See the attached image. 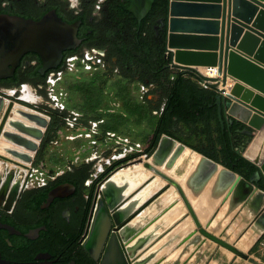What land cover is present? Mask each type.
Returning a JSON list of instances; mask_svg holds the SVG:
<instances>
[{
  "label": "water",
  "instance_id": "obj_1",
  "mask_svg": "<svg viewBox=\"0 0 264 264\" xmlns=\"http://www.w3.org/2000/svg\"><path fill=\"white\" fill-rule=\"evenodd\" d=\"M210 1L167 0L165 16L157 20L164 34L165 57L169 61L170 68L195 72L216 92L215 105L222 127L226 121L229 124L239 123L243 126L242 130H237V133L245 134L247 138L237 152L257 170L245 180L224 168L227 179L219 182L221 185H230L225 197L227 199L229 196L232 197V206L239 203L251 208L254 215L256 213L261 215L264 214V191L255 188L253 183L261 178L264 180V0ZM153 2L154 0H131L127 9L140 22L151 10ZM204 12L210 13L214 20H204L200 17L199 15ZM78 26V21L68 23L54 13H48L38 20L0 14V79L12 76L26 53H34L40 58L42 64L39 73L41 74L48 69L57 68L63 58V52L78 46L80 42L77 37ZM202 30H207L211 35L200 34ZM202 47L210 49H201ZM196 67H205V70L213 72L215 76L203 74ZM228 78L233 84L228 82ZM23 86L29 87V85ZM4 91L8 97L0 95L4 101L0 107V138L5 137L12 143L27 148L31 153L29 155L19 154L13 149L7 151L20 155L31 163L39 149L49 118L31 109L33 112H22V115L35 122L38 128L13 120L12 111L14 104L17 103L15 100H18L13 98L16 88ZM20 101L25 102L22 99ZM8 124L9 126L6 127ZM165 139L168 140L167 145L171 147L179 144L170 137ZM181 145L184 147L183 144ZM160 146L161 140L149 156L159 152ZM171 151L172 148H168L165 154L159 155L161 161H168L172 157ZM0 159L20 167L27 166L2 154ZM204 159L207 165L200 169L197 177L195 176V183H201L209 178L217 166L223 168L211 159L206 157ZM2 161H0V173L3 172ZM134 161V163L141 162L143 167L151 172L148 178L158 177L175 188L197 228L196 231L193 229L195 231L193 234L199 233L234 255L247 259L249 249L246 252L239 250L222 236L210 232L202 225L184 189L176 180L140 158ZM112 175L99 187L103 195L100 202L101 222L102 219L108 220L105 213L107 209H111L112 220L120 223L134 213L131 206L135 207L137 202L135 199L128 202L130 193L123 196L126 184L121 186L110 184L105 189V184L109 183ZM73 187L70 184L55 187L48 193L47 202L54 197L64 196L66 191L72 190ZM110 198L114 205L106 207Z\"/></svg>",
  "mask_w": 264,
  "mask_h": 264
},
{
  "label": "flooded vegetation",
  "instance_id": "obj_2",
  "mask_svg": "<svg viewBox=\"0 0 264 264\" xmlns=\"http://www.w3.org/2000/svg\"><path fill=\"white\" fill-rule=\"evenodd\" d=\"M48 13H54L68 23L78 21L77 37L80 42L75 49L63 52V58L57 68L48 69L43 74L39 73L45 78L44 80H38L37 85L21 83L17 86L29 85L33 94L34 92L37 93L38 90L42 92L40 96L34 94L37 97L35 102L28 101L26 103L27 100L25 102L20 101L21 88L18 89L20 96L14 98L18 99V102L20 101L22 104L30 106L37 101H43L48 109H56L49 95L48 77L52 72L62 68L70 55L78 54L82 57L86 52L92 51H96L100 55V63L90 71H80L79 77L76 76L75 79L77 80L73 82L88 79L96 73L102 72H107L111 76H115V78L118 76L119 69L113 63L116 59L113 58L112 61H109L107 48H101L98 45L94 46L112 36L111 27L117 18V10L115 0H0V14L38 20ZM154 28L156 35L162 36L163 32L159 28L157 21ZM31 54L26 53L21 58L12 76L1 78L0 80L14 78L17 70H27V68L29 70V68L35 67L38 64V60L33 58ZM116 80L117 78L111 79V81ZM17 87L12 88L17 89ZM150 88H153V86L138 85L137 93H134L137 100L143 102L144 96L148 94ZM65 93L63 99L64 107L61 112H66V118L72 110L79 111L68 108L67 99L70 93H68V90ZM107 94L104 105L97 109L98 113L103 115L121 114L123 117L129 118L127 112L122 108L120 99L113 94V90L112 93ZM42 106L44 105L42 104ZM162 108L163 103L159 110H154L153 112L158 114L162 111ZM79 113L82 116V113ZM65 118L64 130L67 128ZM128 122L129 119L121 128V132H116L123 134L128 128ZM227 125L232 124L228 123ZM242 129L243 127L237 130ZM237 130L235 138L240 147L244 144L247 136L237 133ZM163 140L165 142L168 141L164 137L161 143ZM57 141L52 142L57 143ZM146 149L147 147L145 149L142 147L140 151L126 156H118V153H114V156L106 157L103 161H83L76 155L73 158L66 159V162L63 163L61 158L62 165L60 167L53 165V150L50 149L47 151L45 159L40 160L36 166L43 172V181L32 183L27 180L24 181L14 166L12 173L5 174V171L0 173V264H142V256L152 245L161 240V235L146 244L144 240L137 239L143 228L138 231L136 229L131 230L132 228L129 227L127 230L133 214L123 219L122 222L116 223L111 218V209H107L108 211L105 213L108 220L104 221L102 219L101 222L102 211L100 202L103 199V195L99 191V187L110 175H115L126 168L124 166L132 160V155L137 157L146 154ZM114 150L116 151L117 149ZM58 154V156L61 155V153ZM107 158L109 159L108 162L106 161ZM35 162L36 154L32 161L33 166L36 164ZM83 164L88 165L86 171L89 172L88 177L84 179L83 175L80 174V172L83 173V171H80ZM69 173L74 175L71 176ZM260 180L253 183L254 187L259 190H261L259 188ZM63 184H70L74 187L72 190L66 191L64 196L54 197L47 202L48 193ZM40 188L43 190L33 191ZM109 205H114L112 198H110L106 207H109ZM245 207V205H241L237 214L242 212ZM248 209L252 211L251 208ZM248 224L252 227L250 232H255L257 238L247 251V259L242 258L243 264H264V254L258 259L254 256L255 251L258 249L253 250L256 245V247H259V244L264 240V214H253ZM216 227L220 228L217 234L222 230H226L227 233L228 227L226 224L221 226L219 221L216 223ZM175 246L166 251L163 256L167 257L174 252L177 249ZM185 253L180 250L176 256L177 259L179 256H181L180 259L185 258ZM166 259H160L159 264H162ZM158 260L153 264H158ZM184 263L187 264V261ZM228 264L230 263L228 262Z\"/></svg>",
  "mask_w": 264,
  "mask_h": 264
},
{
  "label": "trees",
  "instance_id": "obj_3",
  "mask_svg": "<svg viewBox=\"0 0 264 264\" xmlns=\"http://www.w3.org/2000/svg\"><path fill=\"white\" fill-rule=\"evenodd\" d=\"M130 1L115 0L117 18L111 27L112 36L94 46L107 48L109 61L116 59L113 63L118 67L119 74L117 80L111 83L114 84L113 94L120 99L123 110L136 123H140L143 113L148 115L152 137L146 149L147 154L154 151L161 135L165 134L248 180L257 169L237 152L239 143L235 134L243 126L239 123L227 125L225 122L222 127L215 105L216 92L202 86L201 78L195 72L174 70L168 66L164 34L157 36L154 28L157 19L165 16L167 0H154L151 10L140 22L127 9ZM31 55L37 58L38 64L29 70H17L14 78L0 80V88L17 87L21 83L37 85L38 80H44L45 77L39 74L40 58L33 53ZM110 80L111 75L102 72L69 85L67 106L82 113L79 123L86 124L106 115L98 113L97 109L105 103L106 87ZM130 85L136 90L138 85L153 88H150L142 102L137 100ZM162 103V111L159 115H153L152 112L159 110ZM48 115L50 120L36 152L34 166L45 159L50 150L49 144L58 140L59 133L65 129L66 112L49 108ZM129 118L121 114H108L101 129L103 132H121ZM175 125L179 132L173 130ZM52 154L53 165L60 167L62 163L58 152L52 151ZM87 168L88 165L83 164L80 169L83 179L89 175ZM260 181L259 188L264 191V180L261 178Z\"/></svg>",
  "mask_w": 264,
  "mask_h": 264
},
{
  "label": "bare ground",
  "instance_id": "obj_4",
  "mask_svg": "<svg viewBox=\"0 0 264 264\" xmlns=\"http://www.w3.org/2000/svg\"><path fill=\"white\" fill-rule=\"evenodd\" d=\"M203 74H206L208 76H215L213 72L208 70H203ZM229 82V80H228ZM232 83V81H231ZM20 99L26 101H34L37 100V97L32 93L30 88L28 86H24L23 92L20 96ZM4 104V101L0 98V107ZM13 120L23 122L26 125L33 126L35 128H38L37 124L35 122L30 121L27 117L22 115V112H33L30 108H27L19 103L14 104L13 107ZM9 124L6 126L8 127ZM31 140L35 141V139L31 138ZM167 141V139H166ZM168 148H172V157L170 159L161 161L159 158L162 154H165L168 150ZM13 149L15 152H18L19 154L25 155V154H31L30 151L25 148L24 146H21L19 144H14L5 137L0 138V153H8L10 156H7L11 159H16L17 161H20L21 164H28V162L23 159L22 156L17 154H11L7 150ZM169 152V151H168ZM144 162H148L164 172L166 175L170 176L174 180H176L184 189L187 198L192 205L194 211L199 214L198 216L201 218L202 221H205L209 213L213 210V208L217 205L219 200L222 198V192L217 191L216 184L223 179H227L226 175L224 174V169L220 166H217L216 169L213 171V175L210 177L208 182L200 186L201 193L199 194L196 189L192 185H194V178L197 177L199 174L200 169L204 168V166L207 165V161L204 159V156L201 154H198L197 152H193L190 148L183 147L180 144H175L174 147H171V145H167V142L165 140L162 141L159 152L157 151L155 155L149 156L144 158ZM198 162V163H197ZM149 172V173H147ZM149 170L143 167V164L141 162L134 163L130 166H126V168L119 171L117 174L112 175V177L109 180V183L105 184V189H107L110 184L114 186H121L122 184H126V189L122 193L123 196L129 194L138 184H140L142 181L147 179L151 174ZM150 174V175H148ZM5 179V178H4ZM128 183V184H127ZM164 184V181L156 177L153 179L149 185L143 189L142 192L138 195L137 203L142 200H144L145 196L150 193L152 194L155 190H157L159 187H161ZM174 197H176V193L173 190V188H170L166 190L154 203H152L148 208H146L141 215H139L137 218H135L131 223L127 226L128 228H132L131 230L138 228V223L140 221H144L146 218H148V214L156 215L160 209L171 202ZM231 196L228 197L227 202L225 205L221 206L216 217L214 218L213 222L209 225L208 229L213 230L214 233H218L219 230L215 229L216 222L220 221L221 226H224L229 222L233 214L235 213V209H233L230 205ZM176 199V198H175ZM176 203V202H174ZM239 204L237 205L236 209L238 208ZM170 210L168 213H166L164 216L159 217L158 220H156L148 229H146L137 239L144 238V241L146 244H149L155 236H157L159 233H161L162 229L167 228L166 220H168V223L170 221H174L177 218H179L183 212L184 207L179 203L178 205L170 206ZM189 221V224L182 229L181 225L175 226L169 233H167L165 236H163L161 239L158 240L154 245H152L149 250L142 256L141 261H143L144 264H153L157 259H159L161 256L165 254L166 251H168L170 248H172L174 245H176L181 238L186 236L192 229H190V226H192V222L190 219H187ZM230 226V225H229ZM194 227V225H193ZM242 227L241 223L233 224L230 227L227 228V234L230 236L229 241L239 250L246 251L254 242V239L256 238V234L253 235L250 231L244 233L240 238H236L235 235L237 231ZM186 230V231H185ZM187 230H190L187 232ZM153 233V235H152ZM151 235V236H150ZM147 236H150L149 239ZM136 239V240H137ZM135 240V241H136ZM135 243V242H133ZM184 246V245H183ZM183 246H180V249H177L172 254H169L162 264H170L172 261L177 259L178 252L183 249ZM142 263V264H143Z\"/></svg>",
  "mask_w": 264,
  "mask_h": 264
},
{
  "label": "crops",
  "instance_id": "obj_5",
  "mask_svg": "<svg viewBox=\"0 0 264 264\" xmlns=\"http://www.w3.org/2000/svg\"><path fill=\"white\" fill-rule=\"evenodd\" d=\"M205 2H211L210 0H204ZM206 4H210V3H206ZM220 5H221V3H220ZM200 17H202L204 20H214V19H212L213 17H212V15H210V13H208V12H204V13H202L201 15H199ZM219 20V22H220V18L218 19ZM200 34H202V35H204V36H210L211 35V33L210 32H208L207 30H202L201 31V33ZM219 36V35H218ZM201 49H210V48H208V47H202ZM200 72H202L203 70H205V67H196ZM175 70H179V69H175ZM180 71H182V70H180ZM191 72V71H190ZM70 79H72V77H69L68 78V76L66 75L65 76V78H64V80H66V81H69ZM63 80V77H62V79L60 80V81H62ZM228 80H229V82H230V84H233V81L231 80V79H229L228 78ZM231 81H232V83H231ZM60 83V82H59ZM64 83V82H63ZM60 85V84H59ZM59 85H58V88H57V86H56V90L59 92V91H62V90H64V89H62V88H59ZM62 86H63V84H61ZM66 88V90H67V87H65ZM60 89H62V90H60ZM66 92V91H65ZM152 114L153 115H159V113L158 114H155V112H152ZM107 115V116H106ZM106 115H104L103 116V118H101V119H99V120H101V123H99L98 124V127H97V133L96 134H93V137L92 138H83L84 139V141L85 142H83V143H81V144H78V149H77V155L80 157V159L81 160H93V161H103L106 157H111L114 153H116V152H120L121 150H122V147L120 146V145H118V144H116V142H115V139L114 138H110V137H108V135H107V132H114L116 135H118V136H121V137H127V138H129V140L130 141H132V142H138V143H140L141 145H142V147L145 149L146 147H148V145H149V143H150V141H151V137H152V127H151V125H149V120H148V115H147V113L145 114V113H143L142 115H141V120H140V123H136V122H134V118L133 117H130L129 118V124H128V128L126 129V131H124V133L123 134H119V133H117L116 131H114V130H109V131H106V132H103V130L101 129V125L105 122V120H106V118L108 117V114H106ZM89 122L90 121H88L86 124H84V123H79V121H78V124H76L75 125V127L77 126V125H81V129L82 130H79L78 132H73V131H76V130H74V128L75 127H68L67 126V128H66V130L68 131L67 132V134H66V139H68V140H75V139H77V137H83V136H78V135H83L84 134V132H86L87 130H88V127H89ZM65 130V131H66ZM173 130L174 131H177V132H179V130H177V125H175L174 127H173ZM144 135H147V136H149L148 137V139H147V141H144ZM164 137H168V136H166L165 134H163V135H161V137H160V140H162V138H164ZM171 138V137H170ZM173 139V138H172ZM92 140H95L96 142L95 143H92ZM175 140V139H174ZM176 141V143H179V144H182L181 142H179V141H177V140H175ZM184 147H186L185 145H184ZM186 148H188V147H186ZM114 149H117L116 151L114 150ZM155 150V149H154ZM192 150V149H191ZM193 152H196V151H194V150H192ZM136 153V152H135ZM153 153V152H152ZM198 153V152H197ZM75 154V153H74ZM130 154H134V153H129L128 155H130ZM199 154V153H198ZM62 155H63V157H62ZM68 155V152H67V154H66V156ZM146 155H147V152H146ZM149 155H151V154H148V156ZM171 155H172V153H171ZM148 156H143V157H140V159H143V158H145V157H148ZM203 156V155H202ZM60 157L61 158H65V154H64V152H62L61 153V155H60ZM75 157V156H74ZM133 157H135L134 155H132V158ZM205 157V156H204ZM67 159H69L68 157H66ZM73 158V157H72ZM169 158V157H168ZM135 160H137V158L135 159ZM144 160V159H143ZM130 163H132V162H130ZM130 163H128L127 165H130ZM198 163V162H197ZM124 167H126V166H124ZM123 167V168H124ZM225 167H223V169H224ZM122 169V168H121ZM213 175V174H212ZM211 175V176H212ZM210 176V177H211ZM210 177L209 178H207L205 181H202L201 183H195V182H193L194 183V185H192L193 187H194V189H196L197 191H198V193L200 194L201 193V187L200 186H203V185H205L207 182H208V180L210 179ZM156 177L155 176H151L150 178H147L146 180H144V182L142 183L141 182V185H137L131 192H129L130 193V195L128 196V198H130L129 200H128V202L129 201H131V200H133V199H135L136 200V202H137V200H138V195L140 194V192H142L143 191V189L144 188H146L148 185H149V183L153 180V179H155ZM160 179V178H159ZM162 180V179H161ZM163 181V180H162ZM217 186H216V189H217V191H220V192H222V198H221V200H219V202H218V204L216 205V207L214 208V210L211 212V213H209V215L207 216V218L205 219V221H204V223L201 221V218L198 216L199 214H197L196 213V215L198 216V219L200 220V222L202 223V225L203 226H205L206 227V229L207 230H209L210 232H212V233H214V231L213 230H210V229H208V227H209V225L213 222V220H214V218L216 217V215H217V213H218V211H219V209H220V207L224 204V202L227 200V198L225 197V194H226V191H227V189L229 188V184H223V185H221V183L220 182H218L217 184H216ZM170 188H172V186L170 185V184H167L165 181H164V184L161 186V187H159L157 190H155L152 194H150V193H148L146 196H145V198H144V200H142L141 202L139 201L137 204H136V206L135 207H132L131 206V208H132V210H134V213H133V220L135 219V218H137L139 215H141V213H143V211L146 209V208H148L152 203H154L166 190H168V189H170ZM174 188V187H173ZM175 189V188H174ZM127 198V199H128ZM175 199V198H174ZM172 200L171 202H169L168 204H166V205H164L161 209H160V211L156 214V215H154L153 217H152V215L153 214H148V218H146L144 221H140L137 225H138V228L136 229V230H140V229H142L143 228V230H142V232L141 233H139L140 235L146 230V229H148L156 220H158V218L159 217H162V216H164L166 213H168L169 212V210H170V206L172 205V206H174V204H176V203H178V202H180L179 200H178V198H176L175 200ZM182 201V200H181ZM127 202V203H128ZM174 202H176V203H174ZM230 203H232V201L230 200ZM182 205H183V207H184V212H183V214L179 217V218H177L176 220H174V221H170L169 223H168V220H166V222L164 221V223L163 224H165L166 223V227L167 228H165L161 233H159L158 235H162V236H165L167 233H169L175 226H177V225H181V226H184L185 224V226L184 227H182V229H184L186 226H187V224H189V221L187 220V219H190L191 220V222L193 223V221H192V218L189 216V214H188V212H186V209H185V206H184V204H183V202H182ZM237 205V203L235 204V206ZM240 206H241V204H239V206H238V208L237 209H235L236 211H235V213L233 214V216H235V214H237V212L240 210ZM140 212V213H139ZM139 213V214H138ZM138 214V215H137ZM135 215V216H134ZM162 215V216H161ZM132 220V221H133ZM130 223H131V221H130ZM129 223V224H130ZM207 223V225H205ZM194 224V223H193ZM193 229L195 230V225H194V227H193ZM192 229V230H193ZM215 229H220V228H218V227H215ZM190 231V230H187V232H189L186 236H184L183 238H181L180 240H179V242L176 244V246H175V248H178V247H180V246H186L187 244H188V242H189V240H192V241H194V242H196V243H198V245H203V244H206L207 242L206 241H208L209 239H207V238H205V237H203L201 234H199V233H195V234H193V232H195L194 230L193 231ZM186 231V230H185ZM221 232V231H220ZM164 234V235H163ZM192 234V235H191ZM216 234V233H215ZM139 235V236H140ZM152 235H153V233H152ZM157 235V236H158ZM196 235H199V239L198 238H196L195 236ZM216 235H218V234H216ZM151 236V235H150ZM150 236H147V238L149 239V237ZM157 236H155V238L157 237ZM162 236H161V238H162ZM160 238V239H161ZM141 240H144V238H142ZM162 240V239H161ZM209 241H211V240H209ZM189 245V244H188ZM184 246H183V248H184ZM182 252H183V249H182ZM210 255H211V252H210ZM162 257V256H161ZM164 258H163V260H165V256H163ZM199 257H200V255H199ZM211 257H213L212 255H211ZM162 260V261H163ZM211 260H212V258H211ZM178 264H185L182 260L181 261H179V263ZM187 264H188V262H187Z\"/></svg>",
  "mask_w": 264,
  "mask_h": 264
},
{
  "label": "rangeland",
  "instance_id": "obj_6",
  "mask_svg": "<svg viewBox=\"0 0 264 264\" xmlns=\"http://www.w3.org/2000/svg\"><path fill=\"white\" fill-rule=\"evenodd\" d=\"M67 76H68V78L69 77H72V79H70L69 81H66V80H64V78H65V76L63 77V80L62 81H59L58 83H57V88H58V85H59V88H62V89H64V90H62V89H60V90H62V91H59V93L61 92L62 94L64 93V96H65V91H67L66 90V88L65 87H69V84H71V83H73V81L74 80H77V79H75L76 78V74L74 73V72H68L67 73ZM117 78V77H116ZM115 78V76H111V79H116ZM64 82V83H63ZM111 82H115V81H111L110 80V82H109V84H107V87H106V91H107V93H112V90L114 89V84H112ZM61 84H63V86L61 85ZM130 87V89H132V90H134V93L136 94L137 93V90L135 89V87H133V86H129ZM19 88H21V92H23L22 91V88L23 87H17V91L15 92V94L13 95V98L14 97H16V96H20L19 95V92H18V89ZM24 89V88H23ZM4 93H6V91H4L3 89H0V95L2 96H4V97H8L7 95H5ZM113 93H114V91H113ZM34 94L36 95V96H40V94H42V92H40L39 90L37 91V93H35L34 92ZM39 98V97H38ZM15 99V98H14ZM17 103H19L17 100H15ZM36 100H34V102H35ZM22 104V103H21ZM42 104L44 105V106H42ZM22 105H24V106H26V107H28V108H30V109H33V110H35V111H37V112H40V113H42L43 115H46V116H49L48 115V113H47V109H48V107H46L45 106V104H44V102L42 101V102H39V101H37L35 104H32L31 106H29V105H25V104H22ZM37 106V107H36ZM82 125V124H81ZM81 125L79 126V125H77L75 128H74V130H76V131H73V132H78L79 130H82L81 129ZM46 130V129H45ZM67 132L68 131H65V130H63L62 132H60L59 133V138H58V141H57V143H54V142H52L50 145H49V148L51 149V150H53V151H55V152H58V153H62V152H64V154H65V158H62L63 160H62V162L64 163V162H66V157H68V158H72V157H74V156H76L77 155V149H78V144H81V143H83V142H85L84 141V139L83 138H86L84 135H78V136H83V137H77V139H75V140H68V139H66V134H67ZM148 137L149 136H147V135H144V141H147V139H148ZM39 146H40V144H39ZM67 152H68V155L66 156V154H67ZM75 153V154H74ZM0 154H2V155H5L6 157L7 156H10L8 153H0ZM34 156H35V154H34ZM146 158V157H145ZM65 159V160H64ZM144 159V158H143ZM142 159V160H143ZM12 160V159H11ZM14 160H16V159H14ZM0 161H2V159H0ZM134 161V160H133ZM133 161H131V162H133ZM135 162V161H134ZM134 162L133 163H130V165H132V164H134ZM8 164H9V166H7V165H5V164H2V166H1V168H2V170H3V172L5 171L6 173L5 174H8V173H12V168H13V164L11 163V162H8ZM130 165H128V166H130ZM147 173H149V172H147ZM151 174V173H150ZM150 174H148V175H150ZM173 188V187H172ZM173 190L175 191V193H176V197H174V198H178V200L180 201V202H178V203H176V204H174V205H178L179 203H181V205H182V201H181V199H180V197H179V195H178V193H177V191L173 188ZM175 200V199H174ZM226 203H228L227 202V200L224 202V204L223 205H225ZM218 204V203H217ZM239 204V203H238ZM237 204V205H238ZM222 205V206H223ZM237 205L236 206H232V204L230 203V205L229 206H232L233 207V209H236V207H237ZM216 207V206H215ZM214 207V208H215ZM214 208H213V210H214ZM212 210V211H213ZM211 211V212H212ZM210 212V213H211ZM253 217V214H252V211L250 210V209H248L247 207H245V208H243V211L242 212H240L239 214H235V216H232L231 217V219L229 220V222L226 224L227 225V227H230L231 225H233V224H238V223H241V225H242V227L237 231V233H236V235H235V237L236 238H240L244 233H246V232H248V231H250V229L252 230V227L248 224L249 223V221H250V219ZM202 221V220H201ZM203 223H204V221H202ZM217 222H219V221H217ZM216 222V223H217ZM193 225L194 224H192V226H190V229H192L193 228ZM230 225V226H229ZM219 226V225H218ZM225 231V232H224ZM222 233H223V235H222ZM253 235H255V232H251ZM164 235V234H163ZM219 236H222V238L224 239V240H226V241H228V242H230L229 241V235L226 233V230H222L219 234H218ZM162 236V235H161ZM160 236V237H161ZM163 237V236H162ZM196 238H198L199 239V235H196L195 236ZM256 238H257V236H256ZM256 238L254 239V242H255V240H256ZM207 243L206 244H203L202 246L201 245H198V243H196V242H194V241H192V240H189V242H188V244L186 245V246H184V248H183V252H186L185 254H184V256H185V258H182V259H180L181 258V256H179V258L176 260V261H174V262H172L171 264H178L179 263V261H183V262H185V261H187L188 262V264H228V262L230 263V264H243V261H242V258H240V257H238V256H236V255H234L232 252H230V251H228V250H226L225 248H223V247H221V246H219L218 244H216L215 242H213V241H206ZM254 242L252 243V245L254 244ZM231 243V242H230ZM251 245V246H252ZM251 246L248 248V249H250L251 248ZM257 246V245H256ZM254 247L253 248V250H255V249H258V250H256L255 251V257L256 258H260V256L261 255H263L264 254V240H262V242L259 244V247ZM177 249H180V247H178ZM176 249V250H177ZM247 249V250H248ZM175 250V251H176ZM182 250V249H181ZM246 250V251H247ZM245 251V252H246ZM210 252H211V255L213 256V257H211V255H210ZM173 253V252H172ZM171 253V254H172ZM179 253V252H178ZM199 255H200V257H199ZM164 257L162 256L160 259H163ZM211 258H212V260H211ZM158 260L157 261V263L159 264L160 263V261L161 260ZM235 259V260H234ZM234 260V261H233Z\"/></svg>",
  "mask_w": 264,
  "mask_h": 264
},
{
  "label": "built area",
  "instance_id": "obj_7",
  "mask_svg": "<svg viewBox=\"0 0 264 264\" xmlns=\"http://www.w3.org/2000/svg\"><path fill=\"white\" fill-rule=\"evenodd\" d=\"M100 63V55L96 51L92 52H86L82 57H80L78 54H72L67 58V61L65 65L58 69L55 72H52L47 81L48 85V91L49 95L51 97V100L53 102L54 107H56L57 110L61 111V109L64 107L63 105V99H64V93H59L56 90L57 83L62 79L63 75L66 72H74L77 77H79L80 71H90L93 67H95L97 64ZM200 84L204 87H208L206 83L201 79ZM24 88V86L22 85ZM22 88V91H23ZM17 91V89H16ZM49 118V116H46ZM81 117V114L77 111H71L69 115L65 118L66 125L68 127H74L76 124H78V121ZM101 123V120H94L89 122V127L86 132H84V136L87 138H92L93 134L97 133V127L98 124ZM108 137L114 138L116 144L120 145L122 147V150L118 153V156H126L129 153H135L142 149V145L138 142H132L127 137H121L116 135L114 132H107ZM95 140H92V143H95ZM113 154L112 156H114ZM146 156V154L135 156L132 158L131 161L135 160L136 158H140ZM106 161L108 162L109 159L107 158ZM129 161V162H131ZM3 164L9 166L8 162L2 161ZM13 164V163H12ZM15 170H18L19 175L22 177L24 181L28 182H35V181H43L44 175L42 170H40L38 167L33 166L32 162L28 163L26 167H20L17 164H13ZM22 180V181H23ZM22 184V183H21Z\"/></svg>",
  "mask_w": 264,
  "mask_h": 264
}]
</instances>
